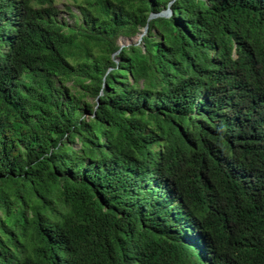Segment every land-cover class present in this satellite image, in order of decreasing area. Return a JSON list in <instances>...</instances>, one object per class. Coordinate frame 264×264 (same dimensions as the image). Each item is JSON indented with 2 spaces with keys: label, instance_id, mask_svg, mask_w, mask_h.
<instances>
[{
  "label": "trees",
  "instance_id": "1",
  "mask_svg": "<svg viewBox=\"0 0 264 264\" xmlns=\"http://www.w3.org/2000/svg\"><path fill=\"white\" fill-rule=\"evenodd\" d=\"M74 1L0 15V264H175L235 216L264 264V0Z\"/></svg>",
  "mask_w": 264,
  "mask_h": 264
},
{
  "label": "clouds",
  "instance_id": "2",
  "mask_svg": "<svg viewBox=\"0 0 264 264\" xmlns=\"http://www.w3.org/2000/svg\"><path fill=\"white\" fill-rule=\"evenodd\" d=\"M4 7L0 11V15L5 18V21L13 24L16 21L22 20L30 8L40 7L36 0H4L2 2ZM45 6V5H43ZM53 6L57 10V16L59 17L60 10L56 7L55 0H53ZM4 21V22H5ZM15 41V40H14ZM13 44H15L13 42ZM261 83L258 85L260 86ZM251 89H247L249 92ZM256 91V101L264 104V94L258 87ZM240 114H250V116H260L264 114V108L256 107L253 102V93L242 105ZM249 159L248 148L245 149L239 162L235 163L230 171L231 174L245 169ZM257 184L247 185L243 187L245 193L249 194L250 197L244 205H241V212L238 213L240 220L243 223V220L247 217V214L252 213L256 209V204L258 203L257 198ZM236 220L228 219L225 222L226 226H230L231 230H217L216 234L212 232H207L206 230L195 229L193 225L188 227V230H185L186 237L191 242V253L192 257L186 259L176 260L175 264H228L227 261L230 260V252L234 253L235 249V226L240 224L238 216H235ZM230 244L228 246V243ZM252 244H255L256 247L263 244L261 236L258 235L256 242L253 240Z\"/></svg>",
  "mask_w": 264,
  "mask_h": 264
},
{
  "label": "rangeland",
  "instance_id": "3",
  "mask_svg": "<svg viewBox=\"0 0 264 264\" xmlns=\"http://www.w3.org/2000/svg\"><path fill=\"white\" fill-rule=\"evenodd\" d=\"M56 7L60 10L59 17L66 18L70 25H73L74 17L69 16V9L75 14H78L77 7L75 5L74 0H55ZM69 8V9H68ZM126 42L128 41L127 38H123ZM123 40V41H124ZM132 42L135 41L134 39H131ZM121 41V40H120ZM91 100V99H89Z\"/></svg>",
  "mask_w": 264,
  "mask_h": 264
},
{
  "label": "water",
  "instance_id": "4",
  "mask_svg": "<svg viewBox=\"0 0 264 264\" xmlns=\"http://www.w3.org/2000/svg\"><path fill=\"white\" fill-rule=\"evenodd\" d=\"M172 1H170L168 3V7L165 10L160 11L159 13H151L148 18L150 19V18H153V17L158 16V15L169 16L172 12V10L169 6L172 3ZM146 31H147V25H145V27L142 29V31L139 33V35L135 37L136 44L140 43V41L142 40V36L146 33ZM120 40H124V39L121 38ZM120 40H119V49L115 53H118L122 47L130 45L132 43L131 39H128L127 42L125 40L123 42H120Z\"/></svg>",
  "mask_w": 264,
  "mask_h": 264
},
{
  "label": "bare ground",
  "instance_id": "5",
  "mask_svg": "<svg viewBox=\"0 0 264 264\" xmlns=\"http://www.w3.org/2000/svg\"><path fill=\"white\" fill-rule=\"evenodd\" d=\"M120 42H123V40H121Z\"/></svg>",
  "mask_w": 264,
  "mask_h": 264
}]
</instances>
